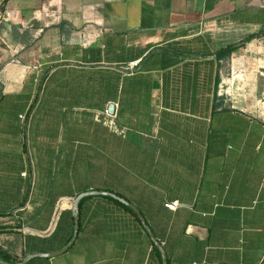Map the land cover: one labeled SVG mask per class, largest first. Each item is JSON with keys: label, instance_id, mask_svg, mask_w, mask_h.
<instances>
[{"label": "crops", "instance_id": "crops-1", "mask_svg": "<svg viewBox=\"0 0 264 264\" xmlns=\"http://www.w3.org/2000/svg\"><path fill=\"white\" fill-rule=\"evenodd\" d=\"M259 81L264 0H0L1 259L164 264L127 204L74 209L106 191L167 264H264Z\"/></svg>", "mask_w": 264, "mask_h": 264}, {"label": "water", "instance_id": "water-1", "mask_svg": "<svg viewBox=\"0 0 264 264\" xmlns=\"http://www.w3.org/2000/svg\"><path fill=\"white\" fill-rule=\"evenodd\" d=\"M115 109V106L114 104L110 105V108H109V111L110 112H113ZM89 194H106V195H109V196H113L114 198L120 200L121 202L127 204L129 207H131L132 209H134L137 214L139 215L140 219L142 220L143 224H144V227L145 229L147 230V232L150 234L154 244L159 248V250L161 251V254H162V257H163V263L164 264H167V256H166V252H165V249L164 247L162 246V243L160 240H158L155 236V234L153 233V231L151 230L150 226L148 224H146V221H145V218L144 216L141 214L140 210L134 205L132 204L131 202H129L128 200H126L125 198L123 197H120L118 196L117 194H114V193H111V192H106V191H90V192H87L85 194H80L78 197H76L74 200H73V204H74V209L77 211L78 209V203L80 201V199L85 196V195H89ZM76 230H77V227H76ZM76 236V232H75V235H74V238ZM72 243V241L69 243V245ZM67 248V247H66ZM66 248H64L63 250H65ZM63 250H61L60 252H57V253H61ZM33 255H50V256H53L54 254H33ZM0 264H8L6 263L5 261H3L0 257Z\"/></svg>", "mask_w": 264, "mask_h": 264}, {"label": "built area", "instance_id": "built-area-1", "mask_svg": "<svg viewBox=\"0 0 264 264\" xmlns=\"http://www.w3.org/2000/svg\"><path fill=\"white\" fill-rule=\"evenodd\" d=\"M140 60H134L131 62L130 66L131 68L136 67L139 64ZM21 117L26 118L25 114H22ZM25 174V173H24ZM181 202L179 200H173V201H166L165 202V206L170 209V210H176L177 208H179L181 206Z\"/></svg>", "mask_w": 264, "mask_h": 264}, {"label": "trees", "instance_id": "trees-1", "mask_svg": "<svg viewBox=\"0 0 264 264\" xmlns=\"http://www.w3.org/2000/svg\"><path fill=\"white\" fill-rule=\"evenodd\" d=\"M255 36H256V34H252V35L248 36V37L245 39V41L250 40V39H252V38L255 37ZM232 50H233V47H227V48L224 49L226 55L230 54V53L232 52ZM155 248L158 250V248H157L156 246H155ZM158 251H159V250H158Z\"/></svg>", "mask_w": 264, "mask_h": 264}, {"label": "rangeland", "instance_id": "rangeland-1", "mask_svg": "<svg viewBox=\"0 0 264 264\" xmlns=\"http://www.w3.org/2000/svg\"><path fill=\"white\" fill-rule=\"evenodd\" d=\"M258 84H259V88H261L260 86L262 85V84H264V82H262V81H259L258 82ZM264 88V87H263ZM264 91V90H263ZM262 92V91H261ZM260 97H261V99H263L264 100V96H263V93L262 94H260ZM259 109H261V110H264V108H259Z\"/></svg>", "mask_w": 264, "mask_h": 264}]
</instances>
